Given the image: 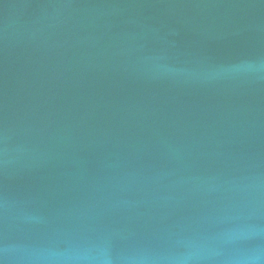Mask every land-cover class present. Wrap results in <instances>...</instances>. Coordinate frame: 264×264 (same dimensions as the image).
Returning a JSON list of instances; mask_svg holds the SVG:
<instances>
[{
	"label": "water",
	"instance_id": "obj_1",
	"mask_svg": "<svg viewBox=\"0 0 264 264\" xmlns=\"http://www.w3.org/2000/svg\"><path fill=\"white\" fill-rule=\"evenodd\" d=\"M0 264H264V0H0Z\"/></svg>",
	"mask_w": 264,
	"mask_h": 264
}]
</instances>
